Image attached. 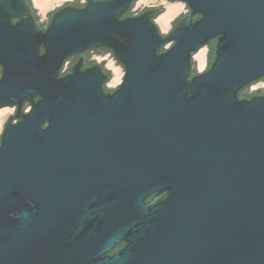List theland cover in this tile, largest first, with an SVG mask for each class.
<instances>
[{
	"label": "water",
	"instance_id": "water-1",
	"mask_svg": "<svg viewBox=\"0 0 264 264\" xmlns=\"http://www.w3.org/2000/svg\"><path fill=\"white\" fill-rule=\"evenodd\" d=\"M77 1L0 0V264H264V0Z\"/></svg>",
	"mask_w": 264,
	"mask_h": 264
},
{
	"label": "rangeland",
	"instance_id": "rangeland-1",
	"mask_svg": "<svg viewBox=\"0 0 264 264\" xmlns=\"http://www.w3.org/2000/svg\"><path fill=\"white\" fill-rule=\"evenodd\" d=\"M32 3L33 8L39 14L38 20L43 23V27L46 26L48 16L47 12L49 10H53L55 7L62 5L65 3L66 0H30ZM72 1V0H68ZM84 2L83 0H78ZM161 5L162 6V13H160L155 19L154 23L158 26L161 33H167L171 27L172 22L175 17H177L181 12L182 14L185 13L186 9L183 3L180 2H170L168 0H135L132 10H135L137 7V11H140L143 6H151V5ZM170 44L165 45L167 48ZM91 59H94V56H91ZM101 59L103 60L105 68L112 72V78L107 83L108 86H115L116 84H120L122 80L123 70L120 66L115 63V60L112 58L111 54L104 53L98 55L97 60L100 62ZM195 61V65L197 71L201 72L205 69L206 66V48H201L198 52L193 56ZM264 85V80L254 83L248 87V92L251 89H255L257 87H262ZM28 110V109H27ZM13 108H2L0 109V132L2 130L3 124L8 117L9 114H13Z\"/></svg>",
	"mask_w": 264,
	"mask_h": 264
},
{
	"label": "flooded vegetation",
	"instance_id": "flooded-vegetation-1",
	"mask_svg": "<svg viewBox=\"0 0 264 264\" xmlns=\"http://www.w3.org/2000/svg\"><path fill=\"white\" fill-rule=\"evenodd\" d=\"M84 1V0H83ZM80 2V3H79ZM77 3L78 4H82L83 2H81V1H77ZM186 12V11H185ZM203 48H206V60H207V57L210 55V51H209V49L207 48V47H203ZM104 53H109L110 54V52H108L107 50H105V49H96V50H91V51H88L87 53H86V62L88 63V62H90V61H92L93 63L94 62H96V63H99L102 67H104L105 68V66H104V63L103 62H99L98 60H97V58H98V55H100V54H104ZM91 56H94V59L93 60H91ZM74 59H75V57H72V58H70L67 62H66V67H68V66H70L73 62H74ZM116 63V62H115ZM118 66H120L118 63H116ZM65 67V68H66ZM121 67V66H120ZM206 67V66H205ZM106 69V71L110 74L109 75V80L106 82V84H105V86H106V88L108 89V90H112V89H114L118 84H116L115 86H108L107 85V83L111 80V78H112V72L110 71V70H108L107 68H105ZM122 69V68H121ZM205 69H203V71H204ZM199 72V71H198ZM260 81V80H259ZM14 109V108H13ZM15 110V109H14ZM164 198V197H163ZM150 199V197H148V199L146 200V201H148ZM162 199V198H161ZM124 245H125V243H124V241L123 240H120L117 244H115L112 248H111V250L108 252L109 253V255H113V254H115V253H117L119 250H121L123 247H124Z\"/></svg>",
	"mask_w": 264,
	"mask_h": 264
},
{
	"label": "trees",
	"instance_id": "trees-1",
	"mask_svg": "<svg viewBox=\"0 0 264 264\" xmlns=\"http://www.w3.org/2000/svg\"><path fill=\"white\" fill-rule=\"evenodd\" d=\"M129 13H130V14L133 13L132 9H130ZM182 15H184V14L179 15V16L177 17V19L175 20V22H176V21H177ZM34 17H35V21H36V23H37L38 16H37V11H36V10H35V12H34ZM37 25H38V27H43V24H41V23H37ZM209 57H210V56H209ZM92 63H93V62L90 61V62H88L87 64L90 65V64H92ZM192 71H193V73L198 72V71H197V68H195V67H193ZM262 80H264V78H262L260 81H262ZM260 81H255L254 83H257V82H260ZM252 84H253V83H251L249 86H251ZM249 86H248V87H249ZM246 89H247V88H246ZM246 89H244L240 94H241V95H245V96H247L248 94H250V93H247V92H246ZM254 92H257V91H254ZM251 93H252V92H251Z\"/></svg>",
	"mask_w": 264,
	"mask_h": 264
},
{
	"label": "bare ground",
	"instance_id": "bare-ground-1",
	"mask_svg": "<svg viewBox=\"0 0 264 264\" xmlns=\"http://www.w3.org/2000/svg\"><path fill=\"white\" fill-rule=\"evenodd\" d=\"M184 5V4H183ZM132 9V8H131ZM186 13V12H185ZM169 47V46H168ZM165 48V47H164ZM254 84V83H253ZM8 108V107H7ZM15 108V107H14ZM27 111V110H26ZM14 113V112H13ZM3 128V127H2Z\"/></svg>",
	"mask_w": 264,
	"mask_h": 264
},
{
	"label": "clouds",
	"instance_id": "clouds-1",
	"mask_svg": "<svg viewBox=\"0 0 264 264\" xmlns=\"http://www.w3.org/2000/svg\"><path fill=\"white\" fill-rule=\"evenodd\" d=\"M65 67H66V65H65Z\"/></svg>",
	"mask_w": 264,
	"mask_h": 264
}]
</instances>
